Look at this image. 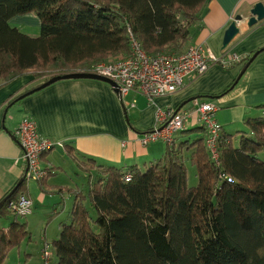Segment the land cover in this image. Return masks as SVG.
<instances>
[{
	"label": "trees",
	"instance_id": "obj_1",
	"mask_svg": "<svg viewBox=\"0 0 264 264\" xmlns=\"http://www.w3.org/2000/svg\"><path fill=\"white\" fill-rule=\"evenodd\" d=\"M207 2L0 0V82L50 68L54 72L44 82L126 56L129 31L148 54L180 52ZM27 13L40 20L35 36L10 24ZM259 107L264 112V104ZM245 122L249 132L238 145L223 134L218 167L204 138L167 145L145 170L96 165L91 158L78 162L87 173V191L73 193L71 221L53 240L57 264H264V115ZM188 161L197 172L195 186L188 184ZM93 169L99 174L92 175ZM22 186L0 205V218L11 217L0 224V264L30 238L23 216L7 207Z\"/></svg>",
	"mask_w": 264,
	"mask_h": 264
},
{
	"label": "crops",
	"instance_id": "obj_2",
	"mask_svg": "<svg viewBox=\"0 0 264 264\" xmlns=\"http://www.w3.org/2000/svg\"><path fill=\"white\" fill-rule=\"evenodd\" d=\"M257 2L264 0H208L202 9V19L192 29L188 45L208 48L217 55L227 51L242 59L227 68L211 64L206 72L187 79L177 91L156 97L151 104L137 91L120 99L109 84L95 79H62L20 100L11 101L23 90L42 83L40 77L28 70L10 81L0 82V202H5L8 197L4 199V196L24 176L20 194L25 190L36 209L34 201L38 197L28 193L31 182L25 178L26 162L13 135L24 117L34 120L41 137L63 143L56 145L57 152L50 149L40 157L41 166L48 173L37 181L41 189L54 194H41L44 202L52 198L51 202L48 200L53 207L51 212L59 216L53 240L58 238L63 224L71 221L73 193L87 191V173L79 169L78 162L91 158L96 165L145 170L164 155L165 142H141L142 135L155 124L157 108L184 111L192 108L195 102L213 101L218 106L215 117L223 133L231 135L230 132L239 128L249 132L246 119L264 114L259 107L264 104V19L251 26L247 24L250 9ZM238 14L244 17L238 22L239 32L222 48L225 30ZM10 22L28 35L39 33L40 20L34 13L14 16ZM256 50H260L259 53L234 84L247 61L245 58ZM198 127L201 125L197 117L188 116L185 128L175 136L174 145L205 139V131ZM97 174L98 171L93 169L92 175ZM65 200L69 202L67 212L62 206ZM60 206L63 211L58 213ZM63 214L65 216L61 217ZM26 230L30 233L27 227ZM40 247L41 244L36 253L37 262L32 261V253L23 262L40 264Z\"/></svg>",
	"mask_w": 264,
	"mask_h": 264
},
{
	"label": "built area",
	"instance_id": "obj_3",
	"mask_svg": "<svg viewBox=\"0 0 264 264\" xmlns=\"http://www.w3.org/2000/svg\"><path fill=\"white\" fill-rule=\"evenodd\" d=\"M128 36L130 47L128 55L117 57L107 63L94 64L88 71L110 79L121 98L129 92L137 91L146 97L149 104L158 96L177 91L187 79L203 74L211 64H220L227 68L242 59L236 54H228L227 51L217 55L208 48L194 44L177 53L152 55L145 52L131 31L128 32ZM217 109L218 106L213 101L195 102L192 108L184 111L157 108L155 124L150 131L142 135L141 142L148 144L163 141L167 145L174 144L176 134L185 128L186 118L194 115L204 128V142L210 159L218 167L221 162L220 140L224 133L215 117ZM13 135L21 146V155L26 162L25 177L41 180L48 172L41 166L40 157L61 143L41 137L34 120L29 117L21 120ZM13 200H9L7 206L17 215L24 216L30 212L32 207L30 199L21 195L16 201ZM42 251L47 260L51 255L54 258L53 248L47 240Z\"/></svg>",
	"mask_w": 264,
	"mask_h": 264
},
{
	"label": "rangeland",
	"instance_id": "obj_4",
	"mask_svg": "<svg viewBox=\"0 0 264 264\" xmlns=\"http://www.w3.org/2000/svg\"><path fill=\"white\" fill-rule=\"evenodd\" d=\"M117 57L118 56L109 57L106 60V62H104V63L112 61ZM89 69H90V67L87 70L85 69V70H74V71L75 72L92 73V72L88 71ZM31 70L37 77H40V80L44 79V77H47V74L54 72V71H51L50 68H46V69L35 68V69H31ZM242 131L243 130L242 129L240 130V128H239V129H235L232 132H230V134L233 135L232 143L234 146L239 144L240 136L242 134H244V132H242ZM176 140H177V137H176ZM62 145H63V143H61L60 145H57V146H62ZM57 146L53 147L52 150H56V152H57L59 149ZM56 156H58V153H56ZM260 156H262L264 158V151H262V153H260ZM186 169L188 171V174H187L188 175V184L190 186H195L198 182L196 169L191 166L189 161L186 162ZM27 181L31 182L29 187H28V193L30 192L32 195H35V197H38L37 201H34L35 198L33 199L34 204L36 206V209H33V207H31V210L27 215H24L23 218H19L20 221L26 222V227L28 230H30V238H27V237L23 238V240L20 242V244L17 247L10 249V251L8 252L7 256L5 257V259L3 261V264H25V262H23L24 261L23 259L27 258L29 256L28 255L29 253L33 254L32 255L33 256L32 261L37 262L38 259L36 257L37 256L36 253H37V250H38V247L40 244H41V247L39 250L40 264H57V256L54 253V249H53L54 258L51 255L48 260L44 257V254H45L44 251H42L44 248V245H45V239L48 242H50V244L53 248V245H52L53 244V238L56 237V233H57L56 228L58 226L59 216L57 215V213L51 212L53 207L50 205V203H48V200H50V202H51L52 198H48L44 202L43 198H41V194H44L46 196H49V195L54 196V194L48 193L46 190L41 189L40 186L37 184V181L34 179H27ZM22 193L23 194H20V192H18L13 201H16V198L17 197L19 198L21 195L24 196L25 198H27V196H29L28 194L25 193V190ZM68 203L69 202L65 200L64 203L62 204V206L64 205L65 208L63 209L60 206L58 209L59 210L58 213H60L61 211L65 210V209L67 212L70 209L68 206ZM10 211H12V210H10ZM12 213L16 214L13 211H12ZM19 216H21V215H19ZM64 216L65 215L63 214L61 217H64ZM10 219H11V217L8 215L6 217H3L0 220V222H1V224H7L8 225ZM55 230H56V232H55ZM19 257H21V258L18 259ZM48 261H49V263H48Z\"/></svg>",
	"mask_w": 264,
	"mask_h": 264
},
{
	"label": "water",
	"instance_id": "obj_5",
	"mask_svg": "<svg viewBox=\"0 0 264 264\" xmlns=\"http://www.w3.org/2000/svg\"><path fill=\"white\" fill-rule=\"evenodd\" d=\"M244 17L240 14L236 15L235 18L232 20V22L229 24V26L227 27V29L225 30V34L223 37V42H222V48H225L232 40L233 38L236 36V34L239 32V27H238V22L241 21ZM264 19V2H257L256 4H254V6L250 9L249 12V16L247 18V24L248 26H251L255 23H257L258 21H261ZM259 50L256 51L249 60H247V62L244 64V66L241 68L239 74L237 75L234 84L239 80V78L243 75V73L245 72L247 66L250 64V62L254 59V57L258 54ZM62 79H95V80H100L103 81L107 84H109L111 86V88L113 89V91L119 95L118 89L115 88V84L108 78L99 75V74H95V73H88V72H70V73H65V74H58V75H53L51 76L49 79H47L46 81L42 82L39 86H37L34 90H31L30 92H27L25 95L34 92V91H38L56 81L62 80ZM233 85V84H232ZM232 87V86H231ZM23 95V96H25ZM120 99H122L120 97ZM189 100H187L186 102H184L183 104L187 103ZM182 106V105H181ZM178 111V110H176ZM24 180V176L19 180V182L16 184L15 189L22 183V181ZM11 190L10 193L8 195H11L14 190ZM6 196L4 199H6L9 196ZM3 203L0 202V205Z\"/></svg>",
	"mask_w": 264,
	"mask_h": 264
}]
</instances>
